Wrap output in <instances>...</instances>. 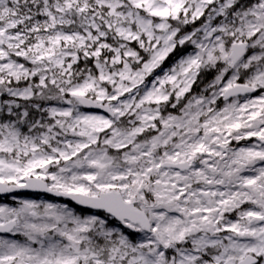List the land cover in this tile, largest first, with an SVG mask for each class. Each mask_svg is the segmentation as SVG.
Returning a JSON list of instances; mask_svg holds the SVG:
<instances>
[{
	"label": "snow or ice",
	"instance_id": "6c2138e0",
	"mask_svg": "<svg viewBox=\"0 0 264 264\" xmlns=\"http://www.w3.org/2000/svg\"><path fill=\"white\" fill-rule=\"evenodd\" d=\"M0 264H264V0H0Z\"/></svg>",
	"mask_w": 264,
	"mask_h": 264
}]
</instances>
